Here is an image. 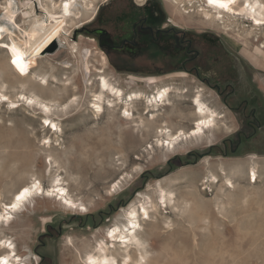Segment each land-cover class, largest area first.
<instances>
[{
    "label": "rangeland",
    "instance_id": "obj_1",
    "mask_svg": "<svg viewBox=\"0 0 264 264\" xmlns=\"http://www.w3.org/2000/svg\"><path fill=\"white\" fill-rule=\"evenodd\" d=\"M108 1L99 0L94 17L91 16L93 19L71 27L67 40L54 35L43 21L37 26L41 31L33 36L34 23L30 25L27 36L33 48L39 49V55L30 61L31 72L25 78L14 73L7 64L11 53L2 46L9 44L11 39L7 33L1 37L0 93L9 99H0V202L9 201L13 192L31 178L48 188L57 172L69 197L84 204L87 210L66 209L58 200L38 195L23 212L13 216L9 227H0V234H3L0 237H10L24 264H84L86 252L98 245L106 230L121 219L122 208L132 202L136 206L150 200L157 203L158 191L165 189L174 193L175 202L171 204L174 208H150L149 217L145 215L139 219L138 238L142 250L147 251L146 264H264V49L258 48L264 39V27L255 30L259 35L257 41L254 37L246 41L243 34L250 28L248 21L240 19L230 30H225L218 24L205 22L197 14L192 17L179 15L171 5L160 0L170 24L211 32L235 56L231 63L239 73L242 90L233 89L234 99L224 101L212 86L190 71L168 69L142 73L141 69L115 67L112 58L85 30L94 22L99 6ZM3 5L4 0H0V21L9 19L4 16ZM14 5L15 18L8 23L20 38V0H14ZM73 44L75 48L72 49ZM64 64L68 67L64 68ZM84 64L91 72L104 70L109 78L118 79L122 85H126L124 81L128 78L137 83L180 86L187 80L191 86L202 89L206 98L203 96V100L208 105L218 106V110L229 115L231 131L216 135L211 143L181 149L164 157V150L150 147L153 146L151 138H143L132 122L119 118L117 110H105L95 119L89 99L80 93L79 105L69 107V112L61 116L62 131L54 135L47 130L37 110L27 106L19 96L20 91L23 88L27 94L37 92L44 99L56 97L57 103H64L72 89L65 90L62 82L69 79L81 88V78L76 71L83 74ZM45 71L48 79L54 75L59 81L50 79L53 82L39 85L38 74ZM253 89L255 99L248 95ZM125 91L121 94L124 100L129 96L127 88ZM149 91L151 94L149 89L147 93ZM243 93L247 95L243 97ZM240 96L246 102L239 101L237 97ZM115 102H120L123 115V102L117 98ZM139 107L136 103V108ZM182 112L191 118L185 107ZM184 125L185 129L190 127L188 123ZM44 137L53 138V143L58 139L60 144H43ZM250 155L256 156L258 171L263 174L255 183L237 180L232 175L236 185L233 189H225L221 183L208 186L201 178L205 170L214 172L220 166L233 165L235 159L242 158L238 161L241 166H234H244L243 170ZM204 159L207 162L202 163ZM46 162H51L50 171ZM177 176L183 181L176 180ZM192 180L196 182V193L191 186ZM113 185H116L114 190ZM108 246L111 243L108 242Z\"/></svg>",
    "mask_w": 264,
    "mask_h": 264
},
{
    "label": "bare ground",
    "instance_id": "obj_2",
    "mask_svg": "<svg viewBox=\"0 0 264 264\" xmlns=\"http://www.w3.org/2000/svg\"><path fill=\"white\" fill-rule=\"evenodd\" d=\"M98 1L99 0H20V16L22 19L20 20L19 38L18 34L12 31L8 23L9 20H14L16 15L14 12V0H4L3 8L6 11H4L6 13L4 16H9V19L7 18L0 21V40L2 39L3 33H7L11 39L9 44L4 43L2 47H4L3 50L11 53L9 54L8 52L10 62L7 64L10 65L13 72L22 78L27 77L31 72V69H29L30 61L32 58L39 55V49L33 48L27 36V30L30 25L34 23L32 26L35 28L31 32L33 36L41 31L42 28L37 26H39L40 21H43L45 27L50 29L54 35L67 40L69 38L68 32L69 30L71 31V27L75 28L81 26L85 22H89L93 19L91 16L96 10V3ZM102 1L105 2L106 0ZM164 1L171 5L172 10L179 15L192 17L193 14H197V16L205 22L218 24L225 30H230L233 24L240 19L242 22L248 21L250 22V28L246 29L244 31L245 34H243L245 36L243 37L246 38L244 40L246 41L252 39V37H254V41H257L259 35L255 30L264 27V0H220L226 7H220L218 4H210L209 0ZM65 5H67V7H65ZM12 24L16 26L15 21H13ZM238 25L241 24L239 23ZM238 25L236 24V26ZM237 34L242 38L241 34ZM71 47L72 49L75 48V44ZM258 48L264 49V39L259 43ZM84 56L85 55H83V57ZM17 58H19V62L25 69L23 73L13 63V60ZM83 66L85 67L84 71L82 70L83 74H79L78 70L76 71L77 76L81 78V88H78V86L69 81V79H65L66 81L62 82V85L65 86V90H67V87L72 89V94L70 93L71 95L67 96L64 103H57V101L54 100L56 97L47 100L40 96V94H37V92L27 94L23 88L20 91L19 96L24 99L27 106L37 110V113L43 118L47 130L54 135H58V133L62 131L59 124L61 116L69 112V107L76 108L79 105L78 99L80 93H83V95L85 94L89 99L91 115L95 119L103 115L105 110H108V112L117 110L119 118L132 122V126L141 133L143 138H151L153 146L150 147L164 150V157L181 149L185 150L202 144L211 143L216 135L226 132L229 133V131H231V127L228 125L229 115L223 110H218V106L208 105V103L203 100L204 94H202V89L200 87L195 88L191 86L187 80L182 82L185 83L184 86H180L175 83H137L135 79L128 78L126 82L124 81L126 85H122V82L118 79L109 78L104 70L94 69V71L91 72L86 64ZM63 67L66 68L68 66L64 64ZM38 76L39 85H47L49 84L48 82L59 81L54 75H50L48 79L46 71L38 74ZM50 79H53V81ZM126 88L129 96L124 100L121 99L123 96H121V94ZM148 89L151 90V94L150 91L147 93ZM113 93L117 101L120 100L123 102V115L120 114V102L119 104L116 103V98L111 96ZM62 95H64V92ZM2 98L7 97L0 93V99L2 100ZM189 100H192L191 103ZM29 101H31V103H29ZM104 102L106 103L104 104ZM136 103H139V108H136ZM183 107L189 110L191 118H188V116L182 112ZM172 121H174V123H172ZM184 123H188L190 127L185 129ZM52 139L53 138L50 137H44L43 144L48 146L60 144L58 139H54V143ZM247 159V165L243 170L242 168L244 166L241 168L234 166V164L241 166V163L238 161L242 160V158L235 159V161H237L234 162L233 165L225 167L220 166L216 168L214 172L211 169L205 170V176L201 178L205 180L204 183L208 186L219 185V183H221V187L225 189H233L235 187L234 185L236 184L232 181V175L237 180H247L248 182L255 183L264 173L260 174L258 171L259 165L256 156L250 155ZM205 162H207L206 159H204L202 163ZM47 164V170L50 171L52 166L51 162ZM177 179L182 180V177L177 176L176 180ZM115 186L116 185L112 186V190L115 189ZM191 186L194 189L193 192L196 193L197 187L194 180H192ZM24 189H28V193L20 201H17L16 197L20 195ZM203 189H206V187ZM190 194L192 195V193ZM38 195L54 198V200H58L59 204L66 209H74L80 212L87 210L84 204L77 203L69 197L68 189L65 187L60 174L56 172L52 176L51 184L48 188H43L36 178H31L29 182L21 185L13 192L9 201H1L0 227H9L13 222V216L15 217L17 214L23 212L25 207L31 204ZM139 196L140 195H138V197ZM156 200H158L157 203H153L150 200L145 201V203H142L140 206H136V203L132 202L126 208H122L120 210L121 219L114 223L113 226L108 228L105 234H103L104 237L107 238V241L104 240V237H101L102 239L99 244L91 251L86 252L84 264H90V262L91 264H146L147 251L142 250L140 247L142 242L138 238V229L140 228L139 219L145 215L149 217L150 208L153 210L156 209L157 206L163 207L164 209L168 207L174 208V205L171 206V204H174L175 196L171 190L160 189ZM147 203H149V205ZM13 204H17L18 206L12 208L11 205ZM0 235H3L2 232ZM9 238L4 236L0 237V264H24L21 263V257L16 253L13 242ZM108 242L111 243L112 247L108 246Z\"/></svg>",
    "mask_w": 264,
    "mask_h": 264
},
{
    "label": "flooded vegetation",
    "instance_id": "obj_3",
    "mask_svg": "<svg viewBox=\"0 0 264 264\" xmlns=\"http://www.w3.org/2000/svg\"><path fill=\"white\" fill-rule=\"evenodd\" d=\"M110 0L99 6L94 22L85 30L117 68L190 71L212 86L224 101L234 99L239 88L235 56L211 32H198L169 23L159 0ZM254 92L249 97L256 98ZM243 93L242 96H246ZM242 96L237 97L246 102Z\"/></svg>",
    "mask_w": 264,
    "mask_h": 264
},
{
    "label": "snow or ice",
    "instance_id": "obj_4",
    "mask_svg": "<svg viewBox=\"0 0 264 264\" xmlns=\"http://www.w3.org/2000/svg\"><path fill=\"white\" fill-rule=\"evenodd\" d=\"M210 4H218L220 7H226L225 4L221 3L220 0H209ZM65 7H67V5H65ZM13 63L17 66V68L23 73L25 71L23 65L19 62V58L14 59ZM29 103H31V101H29ZM54 127V126H53ZM28 189H24L23 192L20 193V195H18L16 197L17 201H20L27 193H28ZM18 205L17 204H13L11 205L12 208H16ZM91 264V262H90Z\"/></svg>",
    "mask_w": 264,
    "mask_h": 264
},
{
    "label": "water",
    "instance_id": "obj_5",
    "mask_svg": "<svg viewBox=\"0 0 264 264\" xmlns=\"http://www.w3.org/2000/svg\"><path fill=\"white\" fill-rule=\"evenodd\" d=\"M159 1H160V0H159ZM101 5H103V4H101ZM101 5H100V6H101ZM213 89H214V88H213ZM254 99H255V98H254Z\"/></svg>",
    "mask_w": 264,
    "mask_h": 264
},
{
    "label": "trees",
    "instance_id": "obj_6",
    "mask_svg": "<svg viewBox=\"0 0 264 264\" xmlns=\"http://www.w3.org/2000/svg\"><path fill=\"white\" fill-rule=\"evenodd\" d=\"M82 31V30H81Z\"/></svg>",
    "mask_w": 264,
    "mask_h": 264
}]
</instances>
